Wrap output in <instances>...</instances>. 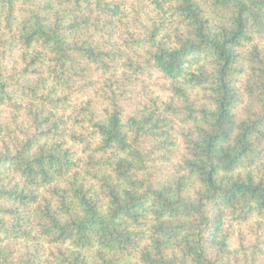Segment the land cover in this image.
Wrapping results in <instances>:
<instances>
[{"label":"trees","instance_id":"obj_1","mask_svg":"<svg viewBox=\"0 0 264 264\" xmlns=\"http://www.w3.org/2000/svg\"><path fill=\"white\" fill-rule=\"evenodd\" d=\"M0 264H264V0H0Z\"/></svg>","mask_w":264,"mask_h":264}]
</instances>
